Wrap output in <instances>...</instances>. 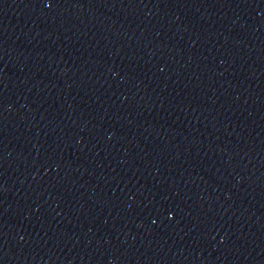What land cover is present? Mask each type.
Segmentation results:
<instances>
[{
  "label": "water",
  "instance_id": "obj_1",
  "mask_svg": "<svg viewBox=\"0 0 264 264\" xmlns=\"http://www.w3.org/2000/svg\"><path fill=\"white\" fill-rule=\"evenodd\" d=\"M0 264H264V0H0Z\"/></svg>",
  "mask_w": 264,
  "mask_h": 264
}]
</instances>
